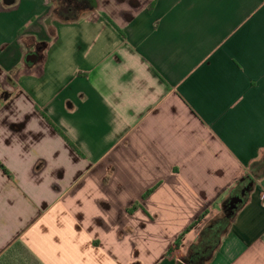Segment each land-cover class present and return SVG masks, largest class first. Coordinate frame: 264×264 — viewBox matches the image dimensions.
<instances>
[{
	"label": "crops",
	"instance_id": "crops-1",
	"mask_svg": "<svg viewBox=\"0 0 264 264\" xmlns=\"http://www.w3.org/2000/svg\"><path fill=\"white\" fill-rule=\"evenodd\" d=\"M263 156L264 0H0V264H264Z\"/></svg>",
	"mask_w": 264,
	"mask_h": 264
},
{
	"label": "trees",
	"instance_id": "trees-1",
	"mask_svg": "<svg viewBox=\"0 0 264 264\" xmlns=\"http://www.w3.org/2000/svg\"><path fill=\"white\" fill-rule=\"evenodd\" d=\"M51 2L53 4H55L56 0H51ZM69 6L68 4H66L62 10H54L55 15L58 18H61L63 20H67L69 18L64 17L63 14H65V12H69ZM52 126V124H50ZM53 128L65 139V141L72 147V145L70 144V142L67 140V138L57 129L53 126ZM2 167V166H1ZM253 173L257 176V177H263L264 176V156L262 157V159L255 163L253 165L252 168ZM253 181V177L252 175H247L245 177H243L240 181L237 182V184L235 185V187H233L232 189V196L233 197H243V195H245L248 191V189L250 188V185ZM152 190L148 191L144 197H146L147 195H149V193H151ZM239 205L236 206V208ZM137 209V206H133L131 207L128 212H133ZM233 216V211H229L227 213L226 218H223L221 220H219L217 223H215L211 228H208L207 230L204 231V233L202 234V238L199 241V243L195 246H193L192 251H194L196 254H199L201 257V261L206 262L208 261V259L212 256V254L214 253V251L217 249L219 243H220V238L221 235L223 234V232L225 231L226 227L229 224L230 219ZM200 221V219L198 220ZM197 223L193 224L192 226H190L187 230H185V232L183 233L186 234L187 232H189L192 228L195 227ZM180 244V238L179 240H177V242L175 243V246L178 247ZM205 249V253L204 255H201V252H203V250ZM203 254V253H202Z\"/></svg>",
	"mask_w": 264,
	"mask_h": 264
},
{
	"label": "rangeland",
	"instance_id": "rangeland-1",
	"mask_svg": "<svg viewBox=\"0 0 264 264\" xmlns=\"http://www.w3.org/2000/svg\"><path fill=\"white\" fill-rule=\"evenodd\" d=\"M72 0H56L55 4H54V10H62L63 7L68 4V6L71 4ZM74 9H72V11L70 12H65L64 17L66 18H79L83 15V13H86L88 11H90V8H85V9H79L78 11H73ZM203 253V254H202ZM205 253V249L203 250V252H201V255H204Z\"/></svg>",
	"mask_w": 264,
	"mask_h": 264
},
{
	"label": "flooded vegetation",
	"instance_id": "flooded-vegetation-1",
	"mask_svg": "<svg viewBox=\"0 0 264 264\" xmlns=\"http://www.w3.org/2000/svg\"><path fill=\"white\" fill-rule=\"evenodd\" d=\"M71 4L69 5L70 12L72 9L73 11H78L80 8H90L93 5V0H72L70 1ZM196 264V263H195Z\"/></svg>",
	"mask_w": 264,
	"mask_h": 264
},
{
	"label": "water",
	"instance_id": "water-1",
	"mask_svg": "<svg viewBox=\"0 0 264 264\" xmlns=\"http://www.w3.org/2000/svg\"><path fill=\"white\" fill-rule=\"evenodd\" d=\"M35 59H36V56L35 55H29V56H27L26 61L29 62V63H33L35 61ZM239 202H241V199L239 197L233 198L231 200L232 207H234L235 204H237Z\"/></svg>",
	"mask_w": 264,
	"mask_h": 264
},
{
	"label": "built area",
	"instance_id": "built-area-1",
	"mask_svg": "<svg viewBox=\"0 0 264 264\" xmlns=\"http://www.w3.org/2000/svg\"><path fill=\"white\" fill-rule=\"evenodd\" d=\"M260 197H261L262 206L264 207V193L263 192L260 194Z\"/></svg>",
	"mask_w": 264,
	"mask_h": 264
}]
</instances>
